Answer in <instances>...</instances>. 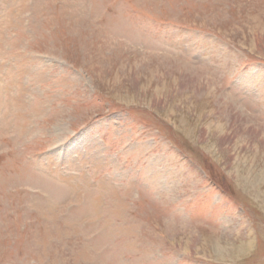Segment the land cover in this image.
I'll return each mask as SVG.
<instances>
[{
  "label": "rangeland",
  "instance_id": "rangeland-1",
  "mask_svg": "<svg viewBox=\"0 0 264 264\" xmlns=\"http://www.w3.org/2000/svg\"><path fill=\"white\" fill-rule=\"evenodd\" d=\"M0 264H264V0H0Z\"/></svg>",
  "mask_w": 264,
  "mask_h": 264
}]
</instances>
